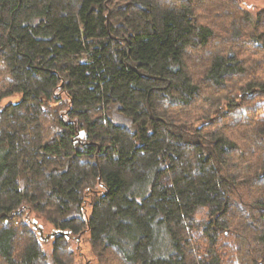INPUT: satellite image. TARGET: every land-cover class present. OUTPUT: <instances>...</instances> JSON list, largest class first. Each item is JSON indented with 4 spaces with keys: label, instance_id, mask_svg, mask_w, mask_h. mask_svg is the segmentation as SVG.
<instances>
[{
    "label": "trees",
    "instance_id": "1",
    "mask_svg": "<svg viewBox=\"0 0 264 264\" xmlns=\"http://www.w3.org/2000/svg\"><path fill=\"white\" fill-rule=\"evenodd\" d=\"M81 242L96 264H264V8L0 0V264Z\"/></svg>",
    "mask_w": 264,
    "mask_h": 264
},
{
    "label": "rangeland",
    "instance_id": "2",
    "mask_svg": "<svg viewBox=\"0 0 264 264\" xmlns=\"http://www.w3.org/2000/svg\"><path fill=\"white\" fill-rule=\"evenodd\" d=\"M242 1L244 6L253 13H256L261 8H264V0H242ZM16 99H17L16 97L7 98L3 100V102L7 103L10 100H16ZM29 220L36 228V230L40 233L41 238L45 243V246L49 249L51 243L50 241L52 238L50 234L53 231L52 226L48 222H46L43 218L38 217L35 214H29ZM71 245L72 247L74 246L75 248L76 243L73 241ZM88 252H89V246L87 244L85 245V243H82V246L80 248L78 247V255L76 259L77 261L75 262V264H96L94 259L88 257L87 255Z\"/></svg>",
    "mask_w": 264,
    "mask_h": 264
}]
</instances>
